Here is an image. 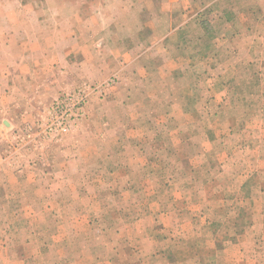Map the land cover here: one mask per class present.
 <instances>
[{"label":"rangeland","instance_id":"rangeland-1","mask_svg":"<svg viewBox=\"0 0 264 264\" xmlns=\"http://www.w3.org/2000/svg\"><path fill=\"white\" fill-rule=\"evenodd\" d=\"M186 1L0 0V32L64 22L97 76L64 91L88 89L78 125L36 137L60 93L23 134L35 167L0 174V264H264V2Z\"/></svg>","mask_w":264,"mask_h":264},{"label":"crops","instance_id":"crops-1","mask_svg":"<svg viewBox=\"0 0 264 264\" xmlns=\"http://www.w3.org/2000/svg\"><path fill=\"white\" fill-rule=\"evenodd\" d=\"M215 1L219 0L212 3L204 2L201 10L209 9ZM197 3L201 5L200 2L194 3V0H191V5ZM190 7L185 10H189ZM259 10L261 9L257 7L254 9L257 12ZM187 22L188 19L182 23L185 25ZM37 25L47 29L43 37L36 34L18 37L14 27H9V31L0 32V174L3 171L23 174L28 167L34 168V164L28 163L30 155L24 153L28 150L31 140L23 134L32 130L33 119L41 111V107L52 102L60 93L71 89L70 87L97 77L95 74L85 76L81 74L79 66L81 67L87 56L73 52L69 48L80 41V35L76 30H71L67 34L64 22L52 26H46L44 22ZM31 26L39 27L32 23L27 25ZM50 30L56 33L54 38L50 37ZM109 57L113 75H121L126 63L115 58L113 51ZM72 59L75 61L73 70L63 71L62 69L68 66ZM137 59L129 63L135 67ZM35 156L38 160L40 153ZM16 158L20 163L15 164Z\"/></svg>","mask_w":264,"mask_h":264},{"label":"built area","instance_id":"built-area-1","mask_svg":"<svg viewBox=\"0 0 264 264\" xmlns=\"http://www.w3.org/2000/svg\"><path fill=\"white\" fill-rule=\"evenodd\" d=\"M86 91L88 89H77L55 99L46 112V118L39 123L36 137L57 142L69 134L85 115Z\"/></svg>","mask_w":264,"mask_h":264}]
</instances>
